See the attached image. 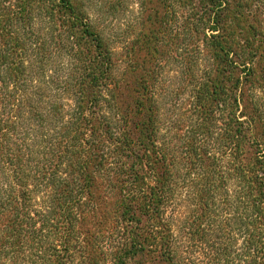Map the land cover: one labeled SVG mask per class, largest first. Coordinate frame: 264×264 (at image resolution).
<instances>
[{
    "label": "trees",
    "instance_id": "obj_1",
    "mask_svg": "<svg viewBox=\"0 0 264 264\" xmlns=\"http://www.w3.org/2000/svg\"><path fill=\"white\" fill-rule=\"evenodd\" d=\"M128 11L0 0V264H264V0Z\"/></svg>",
    "mask_w": 264,
    "mask_h": 264
},
{
    "label": "rangeland",
    "instance_id": "obj_2",
    "mask_svg": "<svg viewBox=\"0 0 264 264\" xmlns=\"http://www.w3.org/2000/svg\"><path fill=\"white\" fill-rule=\"evenodd\" d=\"M125 5L127 8H129L128 12L123 13L124 19H125V25L128 22L129 25H133V27H136L134 24V20L136 19V17L138 16V12H139V0H125ZM128 25V27H129ZM127 29L131 32L132 29L128 28ZM176 50V49H175ZM175 56H177V54L172 53L170 55V59L168 60L171 61L173 64V67L176 65V62H173V58H176ZM166 75H168V77H172L173 73H167Z\"/></svg>",
    "mask_w": 264,
    "mask_h": 264
}]
</instances>
